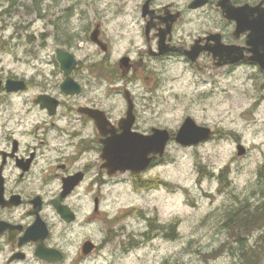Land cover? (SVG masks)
I'll return each instance as SVG.
<instances>
[{"label": "clouds", "instance_id": "1", "mask_svg": "<svg viewBox=\"0 0 264 264\" xmlns=\"http://www.w3.org/2000/svg\"><path fill=\"white\" fill-rule=\"evenodd\" d=\"M38 2L44 13L42 25L47 26L50 20L60 18V30L53 33L47 48L34 49L27 41L26 37L32 29L25 27L19 30V26L24 23L20 16L14 15L11 19L5 17L6 24L0 25V67L4 69L3 76L12 73L17 80L35 82V86L23 93H0V153L12 151L11 139L20 141V151L15 154L17 157H27L33 149L36 150V162L19 189L16 188V183L20 173L14 161H8V168L3 175L7 178L10 192L23 191L28 195L38 192L45 200L59 195L60 181L51 182L54 179L51 170L58 161L71 160L67 172L60 173L66 179L78 171L88 169L83 183L68 200L63 204L56 201V209H45L54 237L45 246L57 254V258L48 264H161L164 259H171L173 264H187L189 257L182 252V245L191 237L187 229L183 230L182 239L178 243H167L156 238L146 244L141 243L139 248H129L122 238L112 239L110 229L119 236L120 223L124 221H113L119 218L121 210L132 208L131 216L134 219L127 222L128 227L123 231V236L129 240H142V233L148 232L149 226L137 212L141 208L147 211L150 202L162 209L156 222L167 225L173 213L179 212V209H167L170 198L166 189L160 187L163 182L182 185L193 197H200L201 192L210 193L214 199L209 208L227 202L231 195L243 197L250 192L257 180V166L264 164V103L257 110L253 108L257 97L242 106L237 100L239 95L251 88L253 81L247 79L248 73L244 70H237L231 76H226L213 71L209 66L197 72L185 62L184 55H164L154 43L145 44V19L139 11L142 0ZM9 3L10 0H0V13L9 8ZM26 3L31 6L33 0H26ZM165 3L169 5V10L183 11L186 18L194 19L199 15L188 12L187 4L178 0H157L156 14L150 19V23L157 26V32L165 27L160 20L165 15ZM69 8L72 9L71 14L66 11ZM96 21L101 22L104 38L111 45L107 53L100 51L88 34L90 26ZM41 24L37 27L40 28ZM181 27L186 30L188 39L185 48L190 52L195 38L202 34V29L187 23ZM57 48L61 50V56L75 55L82 63L78 79L86 86L87 101L73 103L69 100L68 107L61 108L54 120L48 116L47 111H42L32 101L41 93H47L49 98L65 99L58 90L64 78L53 67ZM148 52H151V56L147 55ZM121 56L126 57L124 64L129 67L143 63L145 73L151 76L150 82L145 83L144 74L136 75L129 71L121 83ZM91 65L102 66L109 76L115 74L116 78L110 82L98 80L95 73L89 70ZM101 83L104 87H100ZM109 87L114 89L111 95ZM120 88L130 93L128 98L135 101L141 123L146 129L157 124L160 127L171 126L175 130L187 113L196 117L193 126L203 134L196 139L209 138V143L199 151L170 145L169 155L178 161V168L175 170L172 165L151 171H138V166L134 163L113 165L106 154L103 158L101 155L102 129L98 131L91 121H81L76 115V108L79 104L98 107L115 121L123 115L125 108ZM56 120L60 126L54 128ZM237 137L248 149L246 157H236ZM174 147L176 150L172 151ZM151 157V152L145 154V160ZM201 163L215 173L217 179L221 176L223 165L230 164V175L226 176L230 183L223 192L217 194L218 185L215 181H206L197 187L196 166ZM117 167L131 168L135 174L129 171L116 172ZM45 177L51 179L46 180ZM140 185L144 187L141 188ZM96 195L100 197L99 214L92 213V197ZM200 198L203 204L208 205L207 200ZM171 199L179 205L186 197L181 191H177L176 196ZM72 213H77V225L82 226L63 223L61 217L71 219ZM19 215L17 212L13 217L14 223L19 221ZM147 215L154 217L155 214L147 211ZM105 221L108 222L107 225ZM262 232L264 228L256 235L259 236ZM85 240H90L97 246L96 253L90 256L80 254V247ZM249 245L256 247L253 241H249ZM9 254L7 250L4 251L0 256V264H7ZM24 264L39 262L29 252Z\"/></svg>", "mask_w": 264, "mask_h": 264}, {"label": "flooded vegetation", "instance_id": "2", "mask_svg": "<svg viewBox=\"0 0 264 264\" xmlns=\"http://www.w3.org/2000/svg\"><path fill=\"white\" fill-rule=\"evenodd\" d=\"M178 2L186 3L188 12L199 13V15L194 19L186 18L183 11L178 9L169 10V5L165 3L163 5L165 15L160 17L165 27L157 32V26L150 23V19L156 14L157 0H142L139 11L141 17L145 19L143 28V41L145 44L151 45L154 43L156 48L164 55H184L185 62L197 72L210 66L213 71L231 76L236 68L254 67L264 74V70L258 61V59H264V0H191V2L178 0ZM71 11L72 9L69 8V14H71ZM185 23L196 25L202 29V34L195 38L190 52L185 48L188 39L185 35L186 30L181 27ZM88 34L91 42L95 43L100 51L106 53L110 51L111 45L104 38L100 21H96L90 26ZM207 41L211 43H202ZM147 55L151 56V52H148ZM125 59V56L120 58L119 80L121 83L129 71L136 75L144 74L145 83L150 82L151 76L145 73L143 63L129 67L124 64ZM236 59L239 60L237 63H235ZM0 64H2V60H0ZM82 66V63L77 60L70 74L73 82L63 89L62 85L66 81V75L56 57L53 67L57 69V74L64 78L58 90L60 96L65 99L61 100L59 97L49 98L47 93H41L33 98V104L42 111H47L48 116L55 120L60 114L61 108L68 107L69 100L73 103L87 101L86 86L80 83L78 79ZM89 70L95 73L98 80L110 82L116 78L115 74L109 76L102 66L91 65ZM3 71L4 69L0 67V93L7 95L23 93L35 86L34 81L17 80L12 73L5 77ZM40 86L43 87V85ZM100 87H104V84L101 83ZM113 91L114 89L109 87V95ZM119 92L123 95L125 108L123 115L115 121H112L109 114L101 108L88 107L87 104H79L76 108V115L80 117L81 121H91L97 126L98 131L102 129L100 139V143L103 145L102 158L105 154L107 155L108 141L123 132H127L128 129L142 135H153L159 130H168L170 134V139L162 152L154 149V143L148 144V147L150 146L148 152L152 153V157L147 159L146 167L140 171H151L154 168L166 165L169 162L168 158H170L169 146L171 144H178L183 148H192L209 143V139H207L197 145L182 146L176 141L178 130L186 118L188 116L193 117L192 115H186L182 124L175 130L170 126L160 127L157 124H153L146 129L141 123L135 101H130L128 98L130 93H127L123 88H120ZM149 100H151L150 97ZM113 111H115V107ZM59 126V121L56 120L53 127L57 128ZM62 134L66 135V133ZM11 147L12 151L10 153H0V256L7 250L10 253L7 264H24L29 252H31L37 258L39 264H48L49 261L45 260L43 256H48L46 253L55 251H51L45 246L46 243L50 244L54 239L53 228L46 219L45 209L47 207L56 209V201L63 204L64 201L68 200L83 183L88 174V169L86 168L84 172L78 171L66 179L60 173L67 172L71 166V160L67 162L58 161L55 168L51 170L52 177H54L51 182L60 181L59 195L48 200H45L38 192L31 195L23 191L10 192L7 178L3 175L8 168V161H14L15 167L19 170L20 174L16 183V188L19 189L26 174L30 172L32 165L36 162L37 156L36 150L33 149L27 157H17L15 154L20 151L19 140L11 139ZM129 172L135 174V172ZM45 179L49 180L51 178L45 177ZM162 186L163 184L160 185V187ZM139 187L143 188L144 186L140 185ZM92 200L94 205L92 213L99 214L100 197L98 195L93 196ZM17 212L20 213L19 221L14 223L13 217ZM61 218L65 224L82 226V224L77 225V213H72L71 219ZM150 220L152 221V219ZM107 223L105 221L106 225ZM160 234H163V231ZM259 239L261 243H264V232L259 235ZM89 241L85 240L81 245V255L90 256L97 252V246L94 244L92 251L85 253L84 247Z\"/></svg>", "mask_w": 264, "mask_h": 264}, {"label": "rangeland", "instance_id": "3", "mask_svg": "<svg viewBox=\"0 0 264 264\" xmlns=\"http://www.w3.org/2000/svg\"><path fill=\"white\" fill-rule=\"evenodd\" d=\"M57 2H63V0H57ZM36 3H38L39 6L38 0H36L31 6L26 3V0H11L9 3V8L4 9V11L0 13V25L6 24L5 17L11 19V17L14 15L20 16L21 20L24 21V23L19 26V30H23L25 27L31 28L32 31L26 37L27 41L33 45L34 49L38 48L40 50H43L49 46V39L52 37L53 33L60 30V18H57L56 21L50 20L47 26L42 25L41 21L44 14L43 9L40 8V11L34 12L29 11ZM66 11L68 12L69 9H67ZM38 24H41L40 28L37 27ZM237 70H244L245 72H247V79L253 81L251 88L246 89L243 94L239 95L237 103L242 106L243 103L247 102L253 97H257L255 104H253V108L259 110L260 105L264 103V74H262V72L254 67L236 68L234 70V73ZM186 115L190 114H184V116L178 123V127L182 124V121L186 117ZM192 116L196 118L194 115ZM171 128L173 129V127ZM236 139V157H246L248 155V149L244 155H238L237 146L238 143L241 142H239L240 138L237 137ZM171 145L179 146L178 144ZM204 145L200 147H192L191 149L199 151V149L203 148ZM180 148L189 149L183 147ZM175 150L176 149L174 147L172 151ZM168 159L169 162L159 168L165 169L168 165H172L174 170L177 169L178 161L176 160V158L170 156V158ZM227 166L228 173L230 175V164L225 163L223 165V168ZM196 171L197 176L195 179V184L197 185V187H200L206 181H215L218 185L216 189L217 194L223 192L224 189L228 187V184H222L220 181V177L217 179L216 174L211 172L209 168L204 164L201 163L197 165ZM256 176L257 180L255 186L252 187L247 195L243 197L231 195L230 199L227 202H223L221 205L215 208H209V205L212 204L214 199L210 193L201 192L200 194V197H203V200L208 201V205H205L202 203L200 197H193L189 195L187 190L183 189L182 185L176 186L169 184V182H163L162 188L166 189L170 198L167 209H179V212L173 213L167 225H161L157 223L158 225H155L153 229H151V223L156 222L159 219L162 209L158 207L156 203L150 202L147 206V211L153 212L155 214L154 217H149L147 215V211H145L144 208L139 209L137 212V215H139L142 220H145L149 226V231L146 233H142V240H137L135 238L129 240L127 237L123 236V231L128 227L127 222L134 219V217L131 216V212L133 211L132 208L121 210L119 218L113 221V223H120V221H124V223H120V235L116 236V234L113 233L110 229V237L112 239H124L127 242V246L129 248H139L141 243L146 244L149 240L156 238H160L167 243H178L182 239L181 234L183 230L187 229L188 232L191 233V237L182 245L183 254L189 257V261L187 262V264H240L237 254H234L230 249L223 245L227 238H229V229L225 224L227 222V215L229 210H232L237 205H241V203H246L247 206H250L249 208H254L256 204H258L262 199V190L264 189V164L257 166ZM155 190L158 191L159 189ZM177 191H181L186 197L185 200L180 201L179 205L176 204L174 199H171L172 197L176 196ZM150 219H152V221ZM171 223H174L176 226V235L174 238L171 237L170 230L167 228ZM158 230H161L160 232L163 231V234H160ZM257 232L258 231L252 232L248 236V238L245 239V242L248 244L249 241L254 242L255 238H259V236L256 235ZM132 242H136V246H131L130 243ZM233 244L234 246L236 245V243ZM261 257V255L258 257V262L260 264H264V257L262 259ZM161 264H173V261L171 259H164L163 261H161Z\"/></svg>", "mask_w": 264, "mask_h": 264}, {"label": "water", "instance_id": "4", "mask_svg": "<svg viewBox=\"0 0 264 264\" xmlns=\"http://www.w3.org/2000/svg\"><path fill=\"white\" fill-rule=\"evenodd\" d=\"M60 49L57 50V59L61 63L62 69L65 71L66 81L63 83L62 87L65 89L69 86L73 79L70 74L76 65V57L74 55L65 54L60 55ZM126 60V59H125ZM239 60H235L237 63ZM262 69L264 70V59H258ZM1 85V81H0ZM191 121L192 123H189ZM195 119L188 116L176 135V141L182 146L197 145L201 141L207 140L209 138L196 139L198 136L203 134L199 131L197 127L193 124ZM170 139V134L168 130H159L153 135H142L139 133H134L130 129L127 132H123L119 136H115L110 139L107 143V156L113 163V165H120L124 163H134L138 166V171L146 167L148 160H145V154L150 149L148 144L154 143V149L156 151L162 152L165 149L167 142ZM238 155L242 156L247 152L246 147L243 144H239ZM133 171L131 168L121 169L116 168L117 171ZM112 174V173H110ZM94 244L92 242H87L85 245V253L92 251ZM48 256H43L45 260L51 261L57 258L56 252L46 253ZM54 255V256H53Z\"/></svg>", "mask_w": 264, "mask_h": 264}, {"label": "trees", "instance_id": "5", "mask_svg": "<svg viewBox=\"0 0 264 264\" xmlns=\"http://www.w3.org/2000/svg\"><path fill=\"white\" fill-rule=\"evenodd\" d=\"M35 1L36 0H34V2ZM29 11H40L38 3L33 5L32 9ZM227 175H229L228 166L223 168L221 173L220 181L222 184L230 183L226 178ZM262 195V199L254 208H249L250 206H247L246 203H241V205H237L232 210H229L227 215V222L225 225L229 229V238H227L223 245L234 254H237L240 264H260L258 262V257L260 255L262 256L261 259L264 257V243H261L258 237L255 238L253 242L256 244L255 248H252L249 243L247 244L245 242V239H247L252 232L264 228V189L262 190ZM155 225H158L157 222H152L151 229H153ZM167 228L170 230L171 237L174 238L176 235L175 224L171 223ZM233 243H236V245L234 246ZM130 245L136 246V242H132Z\"/></svg>", "mask_w": 264, "mask_h": 264}]
</instances>
